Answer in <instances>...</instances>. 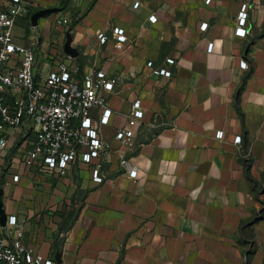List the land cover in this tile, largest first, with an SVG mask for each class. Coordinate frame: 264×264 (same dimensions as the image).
I'll list each match as a JSON object with an SVG mask.
<instances>
[{
    "label": "crops",
    "instance_id": "0c3cea01",
    "mask_svg": "<svg viewBox=\"0 0 264 264\" xmlns=\"http://www.w3.org/2000/svg\"><path fill=\"white\" fill-rule=\"evenodd\" d=\"M43 3L40 10H58L39 23L59 49L42 57L38 76L61 60L77 79L96 69L116 81L108 124L101 110L91 113L111 150L91 163L80 155L61 175L25 166L18 147L33 135L13 131L0 156L5 226L16 219L25 246L54 264H264V0ZM244 5L247 34L239 36ZM63 15L73 30L58 34ZM68 32L76 58L64 51ZM136 99L144 118L124 146L116 133Z\"/></svg>",
    "mask_w": 264,
    "mask_h": 264
},
{
    "label": "built area",
    "instance_id": "2783aa9c",
    "mask_svg": "<svg viewBox=\"0 0 264 264\" xmlns=\"http://www.w3.org/2000/svg\"><path fill=\"white\" fill-rule=\"evenodd\" d=\"M39 7L41 0H0V156L10 148L14 138L12 132L27 128L33 139L25 140L18 147L25 166L41 163L47 170L65 175L80 155L82 161L91 163L110 152L111 144L101 138L91 113L94 109L101 110L100 123L108 124L112 111L107 94L113 90L116 81L96 69L77 79L71 66L61 60L53 64L48 74L38 76L36 44L14 42V29L20 18ZM247 17L248 6L244 5L239 15V36L247 34ZM150 20L154 22L156 16ZM70 24L69 16L57 17L54 21L56 33L68 29ZM202 27L206 28V25ZM32 29L39 34L40 23L32 25ZM114 34L119 43L127 40L123 29L115 28ZM33 39L35 43L43 38L34 36ZM99 39L104 44L108 37L100 34ZM211 50L212 44L209 45ZM167 62L174 65L176 59L169 58ZM242 65L246 66V63ZM153 73L171 76L168 69H155ZM128 117V127L116 133V139L124 146L132 145L134 128L144 118L140 99L134 101ZM223 135V132L217 133L218 138ZM240 142L241 138L237 137L236 143ZM81 149L84 151L80 152ZM130 175L135 177L136 172L131 171ZM93 176L95 181H102L99 170L95 169ZM9 224L10 228L0 223V264H54L25 246L24 228L16 219L11 218ZM6 232L12 236L10 240Z\"/></svg>",
    "mask_w": 264,
    "mask_h": 264
},
{
    "label": "rangeland",
    "instance_id": "374dc122",
    "mask_svg": "<svg viewBox=\"0 0 264 264\" xmlns=\"http://www.w3.org/2000/svg\"><path fill=\"white\" fill-rule=\"evenodd\" d=\"M44 0L41 1V7H46V3H43ZM43 4V5H42ZM53 7L55 6L54 4H51ZM51 20H54L55 17H51ZM58 34H63L62 30L58 31ZM44 30L43 28L40 29L39 34L36 33L35 31L33 32V29L30 26V23L28 21V19L26 18H20L17 25L15 26L14 29V42H17L19 44L22 45H32V44H36V48L37 49V53H38V60H37V69L39 74H43V70L40 67L41 66V62H42V57H44L47 52L50 54L51 51H53L52 53H55L56 50H58V46L59 44H57L56 46H53V43L51 44L50 41H48L44 36ZM34 36L35 38L37 37H42V44L39 42H33L34 41ZM53 60V62L55 61V59H51ZM53 65H51L52 67Z\"/></svg>",
    "mask_w": 264,
    "mask_h": 264
},
{
    "label": "water",
    "instance_id": "95a60500",
    "mask_svg": "<svg viewBox=\"0 0 264 264\" xmlns=\"http://www.w3.org/2000/svg\"><path fill=\"white\" fill-rule=\"evenodd\" d=\"M57 9H43V10H39L36 13L33 14L32 18H31V23L33 26H38L39 22H40V18L47 16L49 14L55 13L57 12ZM64 51L66 54H68L69 56L76 58L78 57L79 53L77 51V49H75L72 46V36L71 33L68 32L66 35V42L64 45ZM7 221V215L4 212V210L2 209V206L0 207V223L5 226Z\"/></svg>",
    "mask_w": 264,
    "mask_h": 264
},
{
    "label": "trees",
    "instance_id": "16d2710c",
    "mask_svg": "<svg viewBox=\"0 0 264 264\" xmlns=\"http://www.w3.org/2000/svg\"><path fill=\"white\" fill-rule=\"evenodd\" d=\"M63 1H64V0H62V3H63ZM39 10H40V8L34 9V10L30 11L25 17H23V18L28 19L31 28H32L31 18H32L33 14L36 13L37 11H39ZM18 21H19V20H18ZM17 23H18V22H17ZM69 30H70V31L73 30V24H72V22H71V24H70ZM37 49H38V48H36V50H37Z\"/></svg>",
    "mask_w": 264,
    "mask_h": 264
}]
</instances>
